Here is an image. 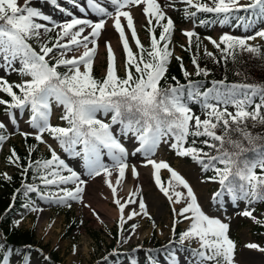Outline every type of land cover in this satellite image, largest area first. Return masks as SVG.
Returning a JSON list of instances; mask_svg holds the SVG:
<instances>
[{
	"label": "snow or ice",
	"instance_id": "obj_1",
	"mask_svg": "<svg viewBox=\"0 0 264 264\" xmlns=\"http://www.w3.org/2000/svg\"><path fill=\"white\" fill-rule=\"evenodd\" d=\"M49 2L57 5V0ZM69 2L81 13L91 10L99 17L112 19V26L119 34L125 54L124 76L118 73L115 52L107 41L105 74L101 79L94 75V59L98 40L106 28L105 19L94 21L80 18L61 8L65 16L71 18L58 22L38 7L30 6L31 0H23L22 6L18 0H0V68L5 72H17L21 77L19 83H10L6 78L0 77V93L10 98L5 100L0 97V105L5 106L4 113L13 126L17 124V114L13 110H18L21 114L27 111V123L35 131L21 132L20 135L25 138L33 135L37 142L47 146L50 153V158L33 161L22 172L26 174L29 168H33L40 184L49 190L27 184L23 185L25 195L35 192L42 200L69 208L70 201L90 207L84 202L82 195L88 181L82 178L80 172L70 167L52 144L44 139V134L47 133L64 153L82 161L83 175L90 178L103 176L104 183L111 190L113 203L118 208V228L123 231L124 225L135 217L142 216L152 220L144 198H135L139 194V187L129 193V199L122 202L117 198V186L122 184L126 170L129 169V155L141 154L145 165L152 168L156 187L169 203L184 205L179 210L175 207L172 209V231L175 235L176 224L179 223L177 217L189 222L188 228L180 233L179 243L183 245L185 241L192 240L198 242V248L188 249L191 253L190 264H235L236 244L228 234L229 224L205 213L184 176L168 162L157 161L153 157L158 147L166 143L178 157L190 158L201 166L202 171H213L215 175L208 179L218 182L221 187L213 195V200L221 206L223 202L220 198L224 195L233 204L238 200H244L249 205L264 202V137L255 136L247 130L248 120L254 122L253 126L264 124V83L228 84L225 80H219L212 81V87L204 91H201V82L190 79L186 85L176 81L175 85L162 86L161 81L165 79L167 66L173 55L169 44L174 30V22L164 9L173 7L174 3L162 5L159 0H84L85 6H81L77 0ZM181 2L195 9H185L188 17H196L197 13H212L217 17L213 21L201 20V25L217 21L224 25L231 19H236L244 22V27L248 30L254 27L257 19H264V0H249L248 3H243L242 0ZM109 6L114 12L109 10ZM129 6H143L142 12L150 35L148 49H145L138 38L133 15L125 10ZM240 11L250 12L251 16L233 15ZM122 18L126 21V26L122 23ZM126 29L131 33V40L138 52L130 47ZM54 30L56 35L52 39L48 34ZM182 34L188 39L186 50L192 49L195 38L194 46L198 52L201 45L199 35L193 30H185ZM257 38L264 40V28L252 35L234 36L224 33L219 40L211 37L204 39L221 53L222 59L226 61L231 58L235 61L242 52L264 58L262 46L250 43ZM32 39L38 42L39 50L29 43ZM70 53L72 54L69 55ZM203 54L214 62H219L215 54L206 47ZM175 58L181 61V71L188 79L192 74L184 68L181 57ZM17 62L18 68L15 66ZM192 64L195 75L207 77L210 74L207 68L200 66L196 54L193 55ZM61 68L64 71H60ZM172 79L176 80L175 77ZM14 89H18V92ZM257 98L258 103L255 102ZM189 102L201 105L203 118L193 111ZM53 104L62 107L63 115L60 119L66 122V127L51 124ZM229 106L235 111H229ZM101 116L106 119H101ZM7 128L8 125L0 121V144L8 138ZM233 133L241 138L234 139ZM200 137L205 138L200 142L213 149L215 154L195 146V138ZM189 138H193L190 144ZM122 139L133 142L134 150L129 152ZM243 141H247L249 146L245 147ZM35 147H29L30 156ZM249 152L253 154L251 157L246 155ZM104 156L108 157L110 163H105ZM19 159L13 149L8 161L20 166ZM162 169L170 174L167 186L161 179ZM130 171L133 179L139 176L135 165L131 166ZM113 172L116 173L114 181ZM3 177L11 179L6 173ZM70 184L73 187H66ZM53 186L56 191L50 190ZM178 187L184 191L177 190ZM137 203L139 211L132 209L125 215L126 207ZM23 206L33 212L42 211L31 202ZM253 211L254 209H246L240 214L251 217L256 223L264 224V221L253 216ZM92 214L103 222L94 209ZM15 223L19 225L20 221ZM137 227V224L131 225L133 234ZM128 239L130 237L123 238V242L127 243ZM245 247L264 252V248L256 243H248ZM72 250L74 255L79 251L76 245H73ZM148 259L150 264H159L151 256ZM7 261L8 255L5 254L0 259V264H7ZM131 264L138 262L132 260ZM167 264H179L174 252L168 253Z\"/></svg>",
	"mask_w": 264,
	"mask_h": 264
},
{
	"label": "rangeland",
	"instance_id": "obj_2",
	"mask_svg": "<svg viewBox=\"0 0 264 264\" xmlns=\"http://www.w3.org/2000/svg\"><path fill=\"white\" fill-rule=\"evenodd\" d=\"M77 2L81 6H85L84 0H77ZM101 2H104V0H101ZM159 2L162 5L174 3L173 7H165L164 9L167 16L174 22V30L169 44V48L173 53L170 59H176V56L181 57L182 61H185L184 68L189 73L195 70L192 64L193 55L196 54L197 59L199 60L204 56L203 51L205 47L209 51H211V48H214L207 39H204L205 37L219 40L220 35L224 33L234 36H246L254 34V32L260 28H264V19L256 21L254 27L248 30L245 29L244 23H240L236 27L238 29L235 32L230 30V27L235 21L231 24L227 23L224 25H221L220 23L212 25H197L200 18L188 17L185 13V9L189 8V6L182 3L181 0H159ZM204 2H207V0H204ZM242 2L248 3L249 0H242ZM18 3L22 6L23 0H18ZM30 6L38 7L44 14L51 16L58 22H63L65 19L71 18L66 17L64 12L60 10L61 8L73 12L80 18H89L94 21L100 18L105 19L106 23L109 22V27H106L103 30L102 36L98 40L93 72H97L98 75L105 74L107 66V49L105 43L107 41L110 42L115 52L118 73L119 75H124L125 54L123 52V46L119 40V34L112 26L113 21L111 18L99 17L97 14L92 13L91 10H86L84 13H81L73 3L69 2V0H57V5H53L49 0H31ZM142 7L143 6H129V8L125 10H129L133 15L138 38L144 45L145 49H148L150 48V35L147 28L146 18L142 12ZM109 10L114 12V9L111 6H109ZM189 10L194 11L195 9L189 8ZM37 22L46 23L44 21ZM122 23L126 26V21H124L123 18ZM49 27H51V25H49ZM185 30H193L199 35L201 45L198 52L194 46L195 38L193 39L192 49L186 50L188 48V39L182 34ZM55 35L56 30L49 33L48 37L54 39ZM107 35L109 36L107 37ZM126 35L129 38L130 47L133 48L134 52H138L139 50L135 48V43L131 40V33L127 29ZM156 35L157 37L159 36V28L156 29ZM262 41L264 40L257 38L250 42L259 44ZM29 43L39 50L38 42L35 39L30 40ZM56 51L58 52L59 50ZM188 52H191V58H188L189 60L186 58ZM71 54L72 53L69 55ZM15 66L18 68L19 63L17 62ZM0 77L6 78L10 83L16 80H21V77L17 72H5L2 68H0ZM0 97L2 96L0 95ZM4 107L5 106L0 105V121H3L8 125L6 132L8 138L0 144V177L3 179H5L3 177L4 173L10 177L14 171V169L6 164V160L13 150L12 145L14 143H20L21 139L24 137L20 135L21 132L33 133L35 131L27 123L29 119V113L27 111L21 114L18 110H13L17 114V124L13 126L9 123L8 118L4 113ZM192 109L197 115H200L201 118H203V113L198 112L196 108ZM228 110L235 111L232 107H229ZM61 115H63L62 107L53 104L50 117L51 124L64 126V121L60 119ZM100 118L106 119L104 116H101ZM31 136L34 138L33 135ZM44 139L47 140L49 144H52L53 148L59 154V150H61L59 145L54 142L47 133L44 134ZM122 143H124L129 152L134 150L133 142L122 139ZM136 146H138V144ZM159 147L162 151V159L168 162L173 169L178 171L181 175L188 176L190 179H193L191 178V173H189V171H192L196 183H203L205 186L204 193L199 194L200 197L198 196V203L201 205L205 213L229 224L228 234L230 238L236 242V253L234 255L235 264L244 263L242 259L246 254L255 253L256 260L252 264H264V252L253 251L252 249L245 247L247 241H251L250 243H256L261 248H264V224L256 223L251 217H245L240 214L246 209H254L253 216L257 220L264 221V206L258 203L249 205L244 200H238L233 204L227 195L220 198L223 202V206H221L220 203L213 200L214 193L220 191L219 183L208 179L213 176V171H202L201 166L194 163L190 158L178 157L175 154V151L166 143H162ZM41 150L46 152L48 151V148L45 144H41ZM63 154L65 156V162L77 172H80L82 178L88 181L85 185V192L82 195L84 202L90 205V207H84L82 203L77 201H70V208L58 205L42 200L35 192L25 195L23 187L21 189V196H18V199L23 200L24 197L32 195L34 201H32L31 204L38 209H42V211L33 212L27 208L24 209V206L22 209L16 210L15 206H13L15 213L12 222L14 225H17L15 222L20 221L17 226L21 227V229L35 227L36 240L32 245L21 244L20 249L17 250L11 248L12 251L7 253V264H18L19 262L25 264V258H27V264H54L56 261L57 264H131L132 260H136L138 264H150V262H147L146 260L149 258L148 255H150V252H148L149 249L152 250L151 256L156 259L159 264H167L168 255L156 252L153 247L156 243L160 244L172 238V223L174 218L172 209L175 207L179 210L180 207L184 206L183 203L177 205L169 203L168 199L156 187L153 177V180L149 179V181L151 180L149 186L142 187L140 185L141 183H138L136 187L132 188V190L135 191L137 187H139V194L135 198L137 200L140 196L144 198L152 220L142 216L135 217L133 220L128 221L124 225V230L121 231L118 228V208L113 203L110 191L103 193L97 192L94 181L97 180L98 185H103V181L100 180L99 176L90 178L83 175L84 169L82 161L73 159L64 152ZM103 159L105 163H110L107 156H104ZM143 160L144 157L141 154H137L135 156L129 155L127 162L131 167L138 161ZM160 175L162 182L167 186L170 174L167 170L162 169ZM126 176H128V170H126L125 177ZM140 179L141 181L146 182L144 180V174ZM191 185L193 187L195 186V184ZM66 187L71 188L73 186L70 184L66 185ZM0 190H4L1 185ZM47 190L49 189H46L45 191ZM50 190L56 191V188L53 186ZM123 190L125 189L122 184L117 186V198H120L122 202L130 198L129 196L124 195ZM177 190L183 191L180 187H178ZM93 209L99 214L103 221L102 223L93 216ZM132 209L139 211L138 203L128 205L125 209V215H127ZM176 219L179 220L176 227H179L181 232L185 231L189 226V222L179 217ZM153 221L155 222V227H153ZM132 224L138 225L134 234L131 229ZM127 237H130V239H128L127 243H124L123 238ZM73 245H76L79 249L78 253L75 255L72 250ZM183 245L191 247L199 246L198 242L195 240L185 241ZM27 247L30 248L29 251L26 250ZM134 249L136 251H133ZM116 252L125 253L126 259L122 262L114 261L113 253ZM173 252L176 254L179 264H190V252L183 248H175ZM54 255H57V259L53 261ZM45 257H49L50 259L46 260ZM0 259H2L1 252Z\"/></svg>",
	"mask_w": 264,
	"mask_h": 264
},
{
	"label": "trees",
	"instance_id": "obj_3",
	"mask_svg": "<svg viewBox=\"0 0 264 264\" xmlns=\"http://www.w3.org/2000/svg\"><path fill=\"white\" fill-rule=\"evenodd\" d=\"M247 15H251L250 12H245ZM244 13V14H245ZM245 14V15H246ZM245 15H242L243 17ZM214 18V17H212ZM215 19V18H214ZM217 19V17H216ZM262 51H264V43L261 44ZM216 59L219 62H214L212 58L202 56L198 63L201 67L207 68L210 74L205 77L203 75L197 76L192 74L188 79H186L181 71V66L179 62L173 63L171 68L168 69V72L165 74V79L161 81L162 86H167L169 84L175 85L176 81H179L180 84H187L188 80L198 81L202 83L201 91L206 90L207 88L212 87V81L225 80L226 83H264V58L259 56H254L247 52L239 53L236 57L235 61L233 59L228 58L226 61L221 58V53L214 52ZM97 79H101L102 77H97ZM172 77H175L176 80H173ZM14 91L18 92V89H14ZM4 94V93H3ZM6 99L10 98L4 94ZM189 106L191 108L197 107L199 111L202 112L201 105L196 102H189ZM251 120L247 121V130L251 132L255 136L264 137V124H255ZM219 131V130H218ZM234 139H240L241 137L233 133ZM193 138H189V144ZM197 139L196 147L203 148L205 152H210L215 154L213 149H209L206 147L202 141L205 139L204 137L195 138ZM25 147L14 145L15 151L19 156V165L16 163H10L8 161V165L12 166L15 169V172L12 174L10 180H5L0 177V185L4 188L3 191L0 190V246L3 247L4 250L9 248H18L21 244H32L36 240L35 230L34 228L28 229H19L17 226L12 225L11 216L13 214V210L10 207V199L17 190H19L24 183L28 184H37L40 187H44L40 184L39 179L37 178L36 172L33 168H29V171L26 174H22L23 168H27L29 164L36 160H43L50 158L48 153L38 154L39 144L37 141L32 139L31 137H27L24 139ZM245 147H248L247 141H243ZM260 143V142H258ZM32 145H35V150L32 151L31 156L29 155V151L25 148H28ZM251 157L253 154L251 152L246 154ZM218 167H223L222 165H217ZM260 172V171H259ZM258 172V173H259ZM16 199V198H15ZM15 204L20 206L19 200H14ZM264 205V202H259ZM179 237V230H176L173 238L177 239ZM172 240V243L166 242L163 245H157L154 249L157 251H162L164 253H169L172 249V246L177 244L176 240ZM57 259V255H54V260ZM124 259L123 254H118L116 260Z\"/></svg>",
	"mask_w": 264,
	"mask_h": 264
},
{
	"label": "bare ground",
	"instance_id": "obj_4",
	"mask_svg": "<svg viewBox=\"0 0 264 264\" xmlns=\"http://www.w3.org/2000/svg\"><path fill=\"white\" fill-rule=\"evenodd\" d=\"M106 27H109V22L106 23ZM108 36L109 35H107V37ZM161 155H162L161 148L158 147V149L156 151V154H155V156L153 158L156 159L157 161L163 160L162 157H161ZM135 165H136L137 170L139 172V176L136 179H133V177L131 175V171H130L131 168H129V170H128V176L125 177V179H124V181L122 183L123 188L125 189V190H123V193H124L125 196H129V193L130 192H133L132 188L133 187H136L138 183H141L140 185L142 187H144V186L146 187V186H149L150 185V181L153 180L152 179V168H151V166H146L145 163H144V160L143 161H138ZM189 173H191V178H193V179L188 178V176H184V175H182V176H184V178L189 182L190 185L191 184H195L194 187L192 185L191 186H192V188H193V190H194V192H195V194L197 196V199L199 200V197H200L199 194H203L204 193L205 186L203 185V183H200V184L199 183H196V181L194 180L195 179V176L192 175V171H189ZM143 174H144V180L146 182H143L140 179V177ZM115 176H116V173L113 172V177H112L113 181L115 179ZM99 178H100L101 181H103V185H100V184L98 185V181L97 180L94 181L95 186H96V189H97V192L98 193H103V192L110 191V193H111V190L104 183L103 176H99ZM149 179H151V180L149 181ZM179 206H183V205H179ZM250 242L251 241H247V244L250 243ZM252 250L253 251H259L258 249H252ZM255 254H246V256H244V258L242 259L244 261V263H242V264H252L256 260V255Z\"/></svg>",
	"mask_w": 264,
	"mask_h": 264
}]
</instances>
